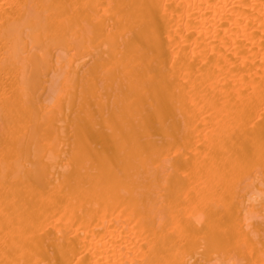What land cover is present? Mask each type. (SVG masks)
Returning <instances> with one entry per match:
<instances>
[{"label":"bare ground","instance_id":"obj_1","mask_svg":"<svg viewBox=\"0 0 264 264\" xmlns=\"http://www.w3.org/2000/svg\"><path fill=\"white\" fill-rule=\"evenodd\" d=\"M0 264H264V0H0Z\"/></svg>","mask_w":264,"mask_h":264}]
</instances>
